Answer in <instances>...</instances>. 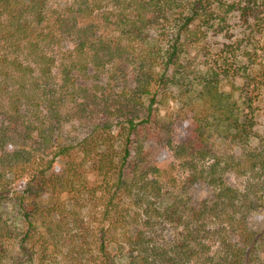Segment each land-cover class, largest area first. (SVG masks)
Wrapping results in <instances>:
<instances>
[{
    "label": "trees",
    "instance_id": "obj_1",
    "mask_svg": "<svg viewBox=\"0 0 264 264\" xmlns=\"http://www.w3.org/2000/svg\"><path fill=\"white\" fill-rule=\"evenodd\" d=\"M249 3L245 17L264 6ZM213 10L210 0H0V264H48L64 228L77 264H264L257 74L243 73L247 111L232 119L220 109L222 146L203 120L173 142V124L158 115L191 25H209ZM202 88L209 103L220 101L215 83ZM153 147L172 150L188 171L185 192L205 185L207 197L188 206L169 195ZM86 164L99 177L94 188L83 185ZM63 193L72 195L64 207ZM81 198L99 208V225L73 212ZM169 228L172 237L154 238ZM88 234L96 256L82 249Z\"/></svg>",
    "mask_w": 264,
    "mask_h": 264
},
{
    "label": "rangeland",
    "instance_id": "obj_2",
    "mask_svg": "<svg viewBox=\"0 0 264 264\" xmlns=\"http://www.w3.org/2000/svg\"><path fill=\"white\" fill-rule=\"evenodd\" d=\"M210 1L214 9L212 21H209L210 26L206 25L202 18L191 25L181 56L183 68L180 74L176 75V80L164 90L157 104L159 117L173 124V142L179 139L188 124L203 120L211 128L208 134L222 146L220 141L227 138L229 134L225 122L220 121L224 117L221 110H226L228 115L226 118L231 117L232 119L240 117L243 111H247L248 104L243 103L241 90L245 85L243 73H248V71L257 74L259 82L255 87L261 88L260 94L253 96L251 103L253 114L257 115L255 128L259 133L264 129V6L254 8L253 12L251 11L245 17L241 14V8L250 5L249 0ZM64 47L66 45L63 49ZM3 51L0 41V56ZM55 55L61 57L62 49ZM213 72L220 74L214 78ZM207 82L216 84L220 101L214 99L212 103L208 102V97H205L202 92V85ZM253 86L251 85L250 89ZM216 105L220 107L217 110H215ZM227 107H230V112L227 111ZM149 154L152 164L160 169L159 179L169 195L176 197L181 195L188 206L197 204L207 197L209 189L205 185L191 186L186 192L183 190L188 171L181 166L180 160L172 150L153 147ZM81 171L83 185L87 188H94L99 182L96 172L89 164L83 165ZM224 180L228 185L241 186V179L235 178L232 174H226ZM61 196L63 198L59 197L56 201L62 202L64 207L67 200L72 199V195L63 193ZM39 202L43 207L51 204L48 192L39 198ZM73 212L79 213L80 220L90 225L98 224L100 210L91 200L83 198L78 201L77 205H74ZM136 227L139 228L140 225ZM65 230L66 228L59 229L57 235L62 232L63 236L55 244L51 243L49 246L53 257L48 264H77L68 253L73 246ZM72 231L75 232L76 229ZM174 233L170 228L163 232L156 231L154 238L161 242L168 236L172 237ZM86 238L93 240L94 236L88 234ZM82 249L86 251V257L96 256L95 239Z\"/></svg>",
    "mask_w": 264,
    "mask_h": 264
}]
</instances>
